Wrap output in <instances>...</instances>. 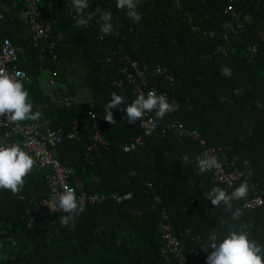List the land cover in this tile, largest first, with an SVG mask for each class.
Here are the masks:
<instances>
[{"label":"trees","instance_id":"obj_1","mask_svg":"<svg viewBox=\"0 0 264 264\" xmlns=\"http://www.w3.org/2000/svg\"><path fill=\"white\" fill-rule=\"evenodd\" d=\"M67 2L42 0L41 19L49 21L52 30L35 42L22 30L24 1L0 0V38L25 50L21 66L31 76V82H23L29 102L34 112H41L40 121L61 135L54 154L73 171L70 180L76 191L131 197L124 202L84 203V212L73 218L74 226H61L60 217L66 213L35 207L49 189L43 171L33 168L19 193L0 190V264H176L163 250L161 210L180 237L187 264H206L212 249L206 252L203 247L213 229L221 237L233 228L243 230L264 245L263 210L233 200V210L243 211L240 220L233 221L223 205L213 206L208 192L214 187L229 189L214 181L213 170L199 173L196 158L203 145L179 135L177 127L182 123L185 129L198 131L207 145L224 150L231 166L251 170L249 180L239 178L233 187L247 181L248 195L264 200L262 2L233 0L239 13L233 21L231 13L224 12L229 0H137L142 19L135 23L126 10L117 9L116 0H88L84 16L97 6L112 13L115 31L109 35L99 31V16L89 27L76 28ZM224 44L226 53L218 50ZM250 45L257 48L252 59ZM124 55L138 61L146 89L154 87L169 103L175 100L177 110L156 120V130L144 145L126 151L124 146L142 129L138 121L127 123L125 111L114 109L116 124L99 125L107 146L89 152L94 119L85 111L104 115L113 92L124 98L122 107L138 96L122 72H132L129 61L121 59ZM61 61L82 74L87 92L79 100L65 103L56 98L57 92L76 94L67 81L65 85L61 81L56 92L45 90L47 76L58 74ZM224 66L232 69L231 77L221 75ZM150 114L155 117V112ZM71 132H76L73 138L68 136ZM185 154L190 157L187 162ZM26 208L39 214L31 226L23 218Z\"/></svg>","mask_w":264,"mask_h":264},{"label":"clouds","instance_id":"obj_2","mask_svg":"<svg viewBox=\"0 0 264 264\" xmlns=\"http://www.w3.org/2000/svg\"><path fill=\"white\" fill-rule=\"evenodd\" d=\"M70 3L74 12L79 16L75 20L76 28L87 27L91 20L99 16V20L101 21L99 31L101 33L109 35L115 31L113 15L109 10L97 6L94 11H87V16H84V11L88 10L90 6L88 0H70ZM116 7L120 10H126L127 17L135 23L141 21L142 17L137 11V0H116ZM44 37L42 36V38ZM51 43L54 42H50L49 45ZM14 47L24 50L23 47ZM222 48H225V50L223 51ZM218 50L226 53L227 45L219 46ZM108 55L110 54H106L107 57H109ZM24 61L25 50L23 57L16 62L19 68H22L21 63H24ZM61 67L64 69L71 68L74 72L71 76H65V79L62 81L64 85L66 84L64 81H67L75 86L71 79L74 75L78 76L80 85L84 88V93L81 94L76 91L75 95L78 97L85 96L87 91H85V86L83 85L82 74L77 72L76 68L72 67L68 62L61 61ZM220 71L222 76L231 77L232 75L230 67L224 66ZM23 78L24 74L20 71L9 73L0 69V117L6 118L2 122V126L4 127L22 121H36L42 115L39 111L33 113V105L29 102V92L24 87ZM41 78L39 77V79ZM28 82H31V76ZM50 91L53 92L51 89ZM124 104V98L113 92L111 100L105 106L103 118L108 123L115 125L116 121L112 110L121 109L126 112L128 124H134L137 120H141V124L146 126L148 131L151 132L157 126V119H161L166 114L177 110L175 105L168 102L166 95H157L154 90L148 92L147 97L143 93H140L132 103L127 104L126 107H122L121 105ZM153 112H155V117L150 116L146 121L143 120L146 113ZM189 159L190 157L187 154L183 156L185 162L189 161ZM35 164L34 158L22 150L19 145L0 142V190H9L13 194L19 193L24 187L25 178L33 170ZM196 166L199 173H204L217 168L219 162L215 155L205 152L196 158ZM248 192L249 184L247 181H244L231 193L220 187H214L208 192L207 199L211 201L213 206L218 207L223 205L230 213L231 220L239 221L243 215V211L241 208L233 210L232 202L233 200L245 199ZM54 203L56 208H53L52 211L58 209L67 214L60 217L61 226H74V216L79 215L85 210L84 204L77 200L75 189L67 184L63 185V191L58 193ZM209 248L212 251L206 257V264H264V245H260L255 240L249 239L248 233L243 230L230 229L223 237H221L216 229L211 230L208 236V243L203 247V250L207 252Z\"/></svg>","mask_w":264,"mask_h":264},{"label":"built area","instance_id":"obj_3","mask_svg":"<svg viewBox=\"0 0 264 264\" xmlns=\"http://www.w3.org/2000/svg\"><path fill=\"white\" fill-rule=\"evenodd\" d=\"M233 0H229V3L224 9L225 13L230 12L233 21L238 19L239 13L234 11V7L232 4ZM257 2H262L264 6V0H256ZM42 0H24V9L21 13L24 21H26L28 25V30L33 41L37 42L42 36H47V34L51 33V23L49 21H44L41 19V11L40 4ZM70 11H73V18L78 19L79 16L74 12L71 7L70 0L67 3ZM3 18V13L0 12V21ZM92 24L90 21L88 26ZM227 25L232 27L228 22ZM213 32H211V35ZM224 38L228 37L227 34L223 35ZM37 45V43H36ZM53 43L50 44L52 46ZM256 45H250L247 47L248 50V58L252 59L253 54L256 51ZM44 49L41 48V51ZM224 51L225 48H222ZM24 50L15 48L11 41L8 38H0V69L5 70L9 73H15L16 71H20L24 74V78L22 82L30 81L29 73L22 68H19L17 65V61L23 57ZM40 57H43V54H39ZM55 59L56 56L53 55ZM122 58H125L129 61L131 73H126L124 70L122 71L125 74V80L131 84L133 91L138 95L143 93L147 96L148 92L157 90L153 88L146 89L145 84L146 80L144 78V72L139 67L138 61L134 59H130L128 55H124ZM109 60V57L106 58ZM74 72L70 69L60 68L58 74L49 73L46 78L45 84H47L51 90L57 91L59 87H61V81L65 79V76H71ZM122 84V80L118 81V85ZM56 98L63 99L65 103L70 100H79L77 95H63L62 93L57 92ZM158 95V93H157ZM68 96V97H65ZM171 104H175V100H171ZM33 113H35L33 111ZM85 114L90 115L93 118V127L94 132L89 139V143L87 146V150L89 152H97L100 148H105L107 146V142L103 137V133L99 129L100 123L106 121L103 118L102 114H97L92 110H86ZM151 116L150 113H146L143 117V120H147ZM6 118L0 117V142L4 144H17L22 150L26 151L29 155H31L36 164L34 166L35 169L41 170L44 173V179L46 181L47 187L49 189V193L46 198H43L39 201L35 207L37 209H48L50 212H60L61 210L52 211L53 208H56L54 203L58 193L63 191V185L67 184L70 187H73L76 192V197L78 202L87 203H101L106 199H110L117 202H124L130 199L131 194L129 193H119V192H111L107 195L104 194H92L85 191L77 192L75 186L70 180L73 171L63 164L58 157L55 156L54 151L57 143L61 139V135L58 131L52 129L50 126L41 122L40 119L36 121L28 120L22 121L16 124H9L7 127L2 126V122ZM142 129V132L131 140L130 143L124 146V150L129 151L134 149L137 146H142L145 143V139L147 136L155 132L156 127L151 132L148 131V128L142 125L141 120H137ZM76 123V122H74ZM157 125V124H156ZM178 133L179 135H186L191 139L198 140L203 145V153L207 152L210 155H215L218 159L219 166L213 169V179L214 181L224 183L231 193L236 187H233L234 182L242 178L245 180H249L252 173L251 170L243 171L242 169L237 168L236 166H231L226 159V155L223 152L224 150L220 147L209 146L205 143L204 139L200 137L198 131L187 130L183 127L182 123H177ZM76 128V126H74ZM164 128L161 129V134L164 133ZM76 132H71L68 136L69 138H73ZM148 187L150 185L147 183ZM156 201H159L157 196H154ZM244 201V207L254 208L260 207L264 212V200L258 194H254L252 197L247 195ZM23 218L26 220L27 225L31 226L35 221L39 219V214L31 208H26L23 213ZM160 222L162 234L161 238L163 240V250L165 253L170 254L171 257L175 260L176 264H187V259L184 253L181 251V243L179 235L173 233L172 226L170 224V220L168 215L164 210L160 212Z\"/></svg>","mask_w":264,"mask_h":264},{"label":"crops","instance_id":"obj_4","mask_svg":"<svg viewBox=\"0 0 264 264\" xmlns=\"http://www.w3.org/2000/svg\"><path fill=\"white\" fill-rule=\"evenodd\" d=\"M21 19H22V26H23V32L26 34H29V30H28V25H27V23H26V21H24V19H23V17H22V15H21ZM26 34V35H27ZM71 81L73 82V84L76 86H74L76 89H77V91L79 92V93H84V88H82V86L80 85V81H79V79H78V76H76V75H74L73 77H72V79H71Z\"/></svg>","mask_w":264,"mask_h":264},{"label":"rangeland","instance_id":"obj_5","mask_svg":"<svg viewBox=\"0 0 264 264\" xmlns=\"http://www.w3.org/2000/svg\"><path fill=\"white\" fill-rule=\"evenodd\" d=\"M78 67V66H77ZM76 70H78V69H76ZM78 72V71H77ZM63 86V85H62ZM44 87H45V90H47V91H50V87L48 86V85H44ZM75 182L76 183H78V179L76 178L75 179Z\"/></svg>","mask_w":264,"mask_h":264}]
</instances>
